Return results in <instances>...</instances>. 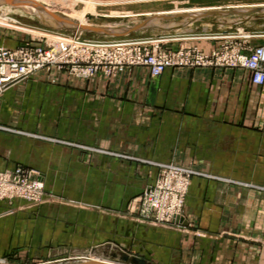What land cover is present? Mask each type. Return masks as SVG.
<instances>
[{
  "label": "crops",
  "instance_id": "0c3cea01",
  "mask_svg": "<svg viewBox=\"0 0 264 264\" xmlns=\"http://www.w3.org/2000/svg\"><path fill=\"white\" fill-rule=\"evenodd\" d=\"M53 75L0 96V172L33 170L45 192L39 204L0 200L1 259L107 260L121 250L150 264H264V192L252 188L264 187V86L224 68ZM155 163L226 180L192 177L184 219L156 225L127 211L158 178Z\"/></svg>",
  "mask_w": 264,
  "mask_h": 264
},
{
  "label": "rangeland",
  "instance_id": "374dc122",
  "mask_svg": "<svg viewBox=\"0 0 264 264\" xmlns=\"http://www.w3.org/2000/svg\"><path fill=\"white\" fill-rule=\"evenodd\" d=\"M7 1L9 5H12L11 0H0V17H1L0 19L8 18L7 20H9L11 24L15 22L14 23L15 25H19L21 27L29 28V29H36L37 31L40 32L39 34L34 35L27 31H20L15 28L9 26H3L0 24V46L9 49L20 48L27 44L42 47L44 49V48H48V46L50 47L51 45H54L55 41H58L61 38L72 39L77 42H86L91 44H103V43H113V42H141L144 43V45H148L147 49L149 50L150 54L154 53V47L152 45L155 43L159 44L158 50L162 52H176L180 49L197 48V47H179L178 49L174 50L168 48V46H171L173 44L192 43L198 41L218 42L219 43L218 47L209 52L197 48L202 52L211 53L219 49L224 44V42H229L241 46L243 48L241 52L246 55L250 53L248 49H253L254 47L264 45V9H257L254 11L248 7V6L264 4V0H95L96 2L99 1L100 5H91L85 3H81V5L78 4L77 7L75 8L78 14V15L76 14L77 17H75V15L74 16L71 15L69 16L70 18H66L65 16H62L59 13H58L59 15H57L48 12L47 13L51 14L52 18L49 17L43 18L39 16V13L40 14L41 12L44 13L42 8H40L41 11L38 8L33 9V10L38 9L37 11L39 13H35L34 11L31 13L30 10H27L18 5L15 6L12 5V7L9 10L1 9V7L6 6ZM103 3L105 4L114 3V4L102 6ZM240 6H245V7L241 9L239 8ZM204 8H216L215 10H210V11L225 10L231 12L241 11L245 13L201 16L196 19H193L191 15H197L202 12H187L180 14L178 13V14L161 15V16H172L168 20L156 19L153 21V25H160V26L162 25L161 26L163 27L162 29L147 28L136 31L134 33H130L122 37H113L110 35L94 32L91 30H84L79 25V24H84L83 26L89 28H101L108 31L121 32L128 27L141 23L147 18H151L153 16L159 17L158 15L155 14L160 12H169L178 9L179 11H187V10L204 9ZM61 18L67 19L66 21L70 19L69 23L64 24L60 22ZM133 68H145L148 70L149 75L153 78L160 76L167 69H204V68L237 69L248 73L251 84L260 87L259 85H256L252 82L251 74L249 71L241 68H226V67H195V68L167 67L160 74L153 75L151 69L148 68L147 66H133V67L123 68L122 70L116 71L114 74H110V75H107L103 71L99 70L98 72H96L94 76H92L88 80L76 79L68 75L64 70H57L55 68H51L48 71L45 70L38 71L30 77H33L38 73H44L49 76L54 74L56 75L55 76L56 79L62 77L65 80L88 82L92 80L94 77H96L98 74H102L105 79L112 80L117 75L122 74L125 71ZM56 79H54L53 82H60ZM1 129L7 130L6 128L5 129L1 128ZM163 164L175 165L183 169L193 171L194 175L191 176L190 183L192 177H204V178H214L218 180H226L219 177H213L201 170H196L190 167H185L174 163H155L154 165L158 168V172H159L158 178L159 175L161 174V170L159 169L158 165H163ZM17 168L32 171L34 173L33 178L40 180L39 178H36L37 173L35 171L22 167H17ZM17 168L11 170H5L3 172L13 171ZM158 178L156 179V181L158 180ZM155 183L151 186H154ZM252 188L264 192V187L252 186ZM186 195L184 197L182 212L180 216L174 217V219L170 224H163V225H171L179 222L181 218L184 219V205H185ZM138 197L134 199H137ZM15 199L17 198H14L12 200H6V199L3 200L10 202ZM18 200H22V199H18ZM22 201L29 203L26 200H22ZM130 203L128 205V209ZM29 204H33V203H29ZM135 217L139 219L137 216ZM96 254L97 253H90L89 255L87 254L82 257H78L75 259H68L62 262L56 261V262H47L40 264H83L85 262H89L92 260H99V258L97 257L98 255ZM0 264H14V263L12 261H8V260L6 261L0 258Z\"/></svg>",
  "mask_w": 264,
  "mask_h": 264
},
{
  "label": "built area",
  "instance_id": "2783aa9c",
  "mask_svg": "<svg viewBox=\"0 0 264 264\" xmlns=\"http://www.w3.org/2000/svg\"><path fill=\"white\" fill-rule=\"evenodd\" d=\"M152 46L153 54L147 49L148 45L141 42L91 44L65 38L44 49L31 44L14 49L0 46V95L12 84L51 68L64 70L82 80H88L99 70L110 75L133 66H147L153 75L160 74L167 67L241 68L250 72L254 84L264 85V45L248 49L250 53L247 55L241 52V46L229 42H224L211 53L197 48L162 52L158 50L159 44ZM158 167L161 174L155 185L134 199L128 212L156 225L170 224L182 212L194 172L169 164ZM33 174L21 168L0 173V200L17 198L33 204L42 201L44 185L34 179Z\"/></svg>",
  "mask_w": 264,
  "mask_h": 264
},
{
  "label": "bare ground",
  "instance_id": "6f19581e",
  "mask_svg": "<svg viewBox=\"0 0 264 264\" xmlns=\"http://www.w3.org/2000/svg\"><path fill=\"white\" fill-rule=\"evenodd\" d=\"M11 2H12V5H14V6L18 5L20 7L27 9V10H30L31 13L33 11L35 13H39L37 10L42 8L44 13L43 12H41V14L39 13V16H41L43 18H48V17L52 18L51 14H48V13H54L57 15L61 14L62 16H65L66 18H70L69 16H71V15H73V16L75 15V17H77L78 14H77V11L75 8L77 7L78 4L81 5L80 2H76L74 0H13V1L11 0ZM9 3H10V1H9ZM82 3L91 4V5H100L99 1L96 2L95 0H88L87 2H82ZM114 3H109V4L103 3L102 6L110 5V4H114ZM12 5H9L8 1H7L6 6L1 7V9H8L9 10L12 7ZM244 7L245 6H240L239 8L243 9ZM248 7L255 11L257 9H264V4L248 6ZM35 8H38V9L33 10ZM215 9L216 8H204V9H195V10H187V11H179V9H178V10L169 11V12H160V13H157L155 15L161 16V15H167V14H178V13L180 14V13H187V12H203V11H210V10H215ZM40 11H41V9H40ZM45 13H47V14H45ZM97 15H100V14H97ZM53 17H55V16H53ZM7 19L8 18L0 19V24L3 26H9V27L15 28V29L20 30V31H27V32L34 34V35H37L40 33L36 29H29V28L21 27L19 25H15L14 24L15 22L11 24L10 21ZM66 20L67 19L61 18L60 22H62L64 24H68L70 19L68 21H66ZM79 25L83 26L84 24H79Z\"/></svg>",
  "mask_w": 264,
  "mask_h": 264
},
{
  "label": "water",
  "instance_id": "95a60500",
  "mask_svg": "<svg viewBox=\"0 0 264 264\" xmlns=\"http://www.w3.org/2000/svg\"><path fill=\"white\" fill-rule=\"evenodd\" d=\"M241 13H244V12L206 11V12H202L200 14H197L198 16L197 15H191V17L193 19H196V18L201 17V16L224 15V14H241ZM171 17L172 16H159V17L153 16L151 18L145 19L144 21H142L141 23H139L137 25L128 27L121 32L108 31V30L101 29V28H89V27H85V26H81V28L84 30H91L94 32L103 33V34L110 35L113 37H122V36H126L130 33H134L136 31L147 29V28L162 29L163 28V27H161L162 25L161 26L160 25H153V21L156 19L168 20ZM83 264H150V263H148L147 261L140 259L138 257L129 256L124 251L119 250L117 254L111 255V257L107 260H92L89 262H85Z\"/></svg>",
  "mask_w": 264,
  "mask_h": 264
}]
</instances>
